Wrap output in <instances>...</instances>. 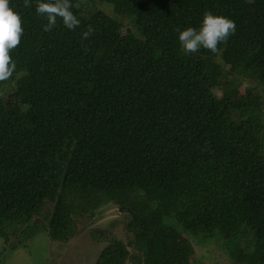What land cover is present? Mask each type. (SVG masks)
Listing matches in <instances>:
<instances>
[{
    "label": "trees",
    "instance_id": "obj_1",
    "mask_svg": "<svg viewBox=\"0 0 264 264\" xmlns=\"http://www.w3.org/2000/svg\"><path fill=\"white\" fill-rule=\"evenodd\" d=\"M73 2L80 24L45 32L36 0H9L23 32L0 81V238L67 243L113 206L133 241L90 229L94 264H264V0ZM205 11L235 32L187 54L176 29Z\"/></svg>",
    "mask_w": 264,
    "mask_h": 264
},
{
    "label": "clouds",
    "instance_id": "obj_2",
    "mask_svg": "<svg viewBox=\"0 0 264 264\" xmlns=\"http://www.w3.org/2000/svg\"><path fill=\"white\" fill-rule=\"evenodd\" d=\"M25 6H29L31 0H24ZM79 4L73 0H36L35 12L46 19L43 31H51L57 18H60L63 26L68 30L75 29L80 20L73 12ZM23 29L18 13L9 6V0H0V81L11 77L16 69V63L10 56V51L19 43ZM93 32L91 26L83 33L87 38ZM179 46L187 54L207 49L212 53L218 51V44H224L235 32V23L230 18L214 15L205 11L198 22V26H186L176 29Z\"/></svg>",
    "mask_w": 264,
    "mask_h": 264
},
{
    "label": "rangeland",
    "instance_id": "obj_3",
    "mask_svg": "<svg viewBox=\"0 0 264 264\" xmlns=\"http://www.w3.org/2000/svg\"><path fill=\"white\" fill-rule=\"evenodd\" d=\"M251 10L253 11V8ZM240 89L243 92V87ZM12 98L13 94L5 95L2 98L4 105L9 106ZM122 221L123 216L116 208L104 206L95 213V218L91 221L77 219L76 233L67 243L49 240L44 231H34L32 236L26 231L19 230L17 231L18 236L22 234L24 239L28 238L26 244L13 247L19 240L16 235L9 237L7 241L0 238V264H94L102 245H97L91 240L89 230L92 228L107 229L117 234L125 243H132V236L125 229ZM181 229L180 227L178 230ZM128 249L132 253V249L130 247ZM206 253L209 254L211 262L232 264L219 249H210Z\"/></svg>",
    "mask_w": 264,
    "mask_h": 264
}]
</instances>
